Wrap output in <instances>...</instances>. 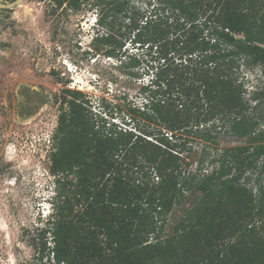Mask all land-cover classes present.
Listing matches in <instances>:
<instances>
[{
    "label": "trees",
    "instance_id": "16d2710c",
    "mask_svg": "<svg viewBox=\"0 0 264 264\" xmlns=\"http://www.w3.org/2000/svg\"><path fill=\"white\" fill-rule=\"evenodd\" d=\"M139 1L94 0L92 45L130 76L145 62L140 119L116 126L64 91L40 252L54 264H264V130L250 113L264 91L250 107L238 77L240 64L264 71V0ZM220 126L257 142L243 159L204 147L190 170L187 137L214 144Z\"/></svg>",
    "mask_w": 264,
    "mask_h": 264
},
{
    "label": "rangeland",
    "instance_id": "374dc122",
    "mask_svg": "<svg viewBox=\"0 0 264 264\" xmlns=\"http://www.w3.org/2000/svg\"><path fill=\"white\" fill-rule=\"evenodd\" d=\"M93 1L72 10L66 4L56 7L52 0H25L17 8L0 10V264H54L40 252L37 235L51 214L49 149L61 105L68 99L64 91H80L93 114L116 126L126 128L129 121L132 125L140 119L132 109L140 107L141 88L148 84L145 62L130 76L94 49ZM131 1L144 8L142 1ZM126 47L138 55L129 44ZM238 77L253 107V95L264 91V71L240 64ZM250 113L257 132L264 130V101ZM215 137L214 144L187 137L190 170L204 147L210 155L232 158L238 152L243 159L258 139L227 134L221 126ZM187 197L173 209L170 226L190 206L192 197Z\"/></svg>",
    "mask_w": 264,
    "mask_h": 264
},
{
    "label": "water",
    "instance_id": "95a60500",
    "mask_svg": "<svg viewBox=\"0 0 264 264\" xmlns=\"http://www.w3.org/2000/svg\"><path fill=\"white\" fill-rule=\"evenodd\" d=\"M25 0H14L12 2H1L0 1V10H12L19 7Z\"/></svg>",
    "mask_w": 264,
    "mask_h": 264
}]
</instances>
